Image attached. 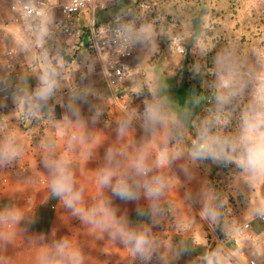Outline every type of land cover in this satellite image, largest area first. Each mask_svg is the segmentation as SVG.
<instances>
[{
  "label": "crops",
  "instance_id": "0c3cea01",
  "mask_svg": "<svg viewBox=\"0 0 264 264\" xmlns=\"http://www.w3.org/2000/svg\"><path fill=\"white\" fill-rule=\"evenodd\" d=\"M13 1L0 0V220L56 227L57 247L66 240L74 255L93 250L108 264H264V148L238 159L220 203L215 161L172 147L168 113L149 92L140 97L161 82L167 99L173 77L149 0L82 10L70 34L54 26L58 9L32 20ZM104 23L124 24L134 43L115 89L107 53L86 49L89 28ZM129 100L149 112L133 117Z\"/></svg>",
  "mask_w": 264,
  "mask_h": 264
},
{
  "label": "rangeland",
  "instance_id": "374dc122",
  "mask_svg": "<svg viewBox=\"0 0 264 264\" xmlns=\"http://www.w3.org/2000/svg\"><path fill=\"white\" fill-rule=\"evenodd\" d=\"M199 1L149 0L143 5L149 6L145 9L150 18L155 13L152 21L156 23L157 30L161 28L160 36L168 39L167 47H164V68L172 78L176 77L177 84L182 79V66L200 71L204 62L212 60V89L216 92L213 107L206 106L198 110L192 127L188 128L177 112L170 108L168 98L162 95L161 82L142 90L140 97L149 92L152 99H159L162 108L155 105L154 109L164 110L161 112L163 114L168 113L172 147L200 153L202 158L212 160V163L215 161L213 166L224 160V168L221 166L222 169L216 171L213 167L210 176L213 189L217 193L215 186L218 184V193L221 194L222 183L226 187V181L232 177V173L244 167V163L238 159L257 154L264 148V0H204L210 11L203 17L199 35L192 38V19L201 10ZM15 4L11 3L13 8ZM152 5L154 8H151ZM175 39L180 40L179 44H176ZM207 72L205 70L202 73L204 87L211 85L205 77ZM191 78L192 75L187 79ZM166 86L168 90L174 91V96H178L177 100L181 102L185 94L182 89L185 87L176 85L173 88L171 83H166ZM198 144L202 145L201 151L190 148V145ZM164 153V150L156 152L161 158ZM157 161L160 163L159 159ZM8 222L0 220V264L111 262L106 257L90 256L93 250H82V256L74 255V249L60 246L63 242L61 239L57 247L56 239L53 238L56 227L52 230L51 225H22L20 230ZM80 228L81 225L70 226L69 234L79 232L76 229ZM66 231L65 228L63 233ZM65 242L63 244L67 245Z\"/></svg>",
  "mask_w": 264,
  "mask_h": 264
},
{
  "label": "built area",
  "instance_id": "2783aa9c",
  "mask_svg": "<svg viewBox=\"0 0 264 264\" xmlns=\"http://www.w3.org/2000/svg\"><path fill=\"white\" fill-rule=\"evenodd\" d=\"M21 12L27 18L40 20L49 13L58 9L60 16L54 22L56 29L64 34H70L75 25L74 16L87 9L104 10L114 3L115 0H19ZM144 7H149L144 5ZM179 39H175L179 44ZM86 49L96 54L107 53L108 62L106 66V81L108 85L115 89L120 87L126 76L131 73V59L134 54V43L129 29L121 23H104L92 25L89 28L88 42ZM128 105L134 107L133 117L146 115L148 110L142 104L137 106L134 100H129ZM155 186L151 184L147 187V192L151 193ZM249 227L248 223L241 225L239 233H244ZM251 264H255L252 260Z\"/></svg>",
  "mask_w": 264,
  "mask_h": 264
},
{
  "label": "trees",
  "instance_id": "16d2710c",
  "mask_svg": "<svg viewBox=\"0 0 264 264\" xmlns=\"http://www.w3.org/2000/svg\"><path fill=\"white\" fill-rule=\"evenodd\" d=\"M198 5L201 7L200 12L198 13V15L192 19V25L194 28V35L192 38H195L199 35V32L201 31V24L203 23V17H205V15L210 11L209 10V6L206 4V1L204 0H200L198 2ZM154 8V6L152 5L151 8ZM157 8V6L155 7V9ZM160 14V13H159ZM155 16V13L152 14V17ZM156 24V23H155ZM161 40H160V48L163 47H167V40L165 36H161ZM185 64V63H184ZM212 66V60L209 59V61H206L203 63L202 65V69L200 71H195L193 69H188L186 66H182V79L180 80V82L177 84L176 83V77L172 78L170 81H167L166 83H171L172 87H177L176 85H180L181 87L184 86L185 88H183L182 90L184 91V95L181 99V102H179L177 100V98H179L178 96H174V91L173 90H168V88H166L167 90V94H168V100L169 102L172 104V107H175V110L177 111V113L179 114L180 119L183 121L184 125H186L188 128L192 127V121L193 118L196 114V112L198 110H200L203 107H209L212 108L213 107V102L215 100V90L212 89L214 88V81H213V76L211 75V71L210 68ZM207 70L208 72L205 73V77L207 78V82L209 85L207 87H204L202 85V82L204 80V76H203V72ZM192 75L191 79H187L188 76ZM173 87V88H174ZM189 91V92H188ZM187 97H190V99H188ZM180 100V99H179ZM223 144H221L222 146ZM204 146V144H203ZM206 146V145H205ZM190 148L195 149L196 151H201L202 149V145L198 144V145H190ZM224 160H220L218 161L214 168H216V171L221 170L222 167L224 168ZM222 166V167H221ZM217 189V195H218V202L221 203V199H220V194L219 192V185L217 184L216 186ZM222 217V213L220 212V218ZM222 220V219H221ZM221 220L220 223L221 224Z\"/></svg>",
  "mask_w": 264,
  "mask_h": 264
},
{
  "label": "clouds",
  "instance_id": "9594fccd",
  "mask_svg": "<svg viewBox=\"0 0 264 264\" xmlns=\"http://www.w3.org/2000/svg\"><path fill=\"white\" fill-rule=\"evenodd\" d=\"M122 195H129V193H121Z\"/></svg>",
  "mask_w": 264,
  "mask_h": 264
}]
</instances>
